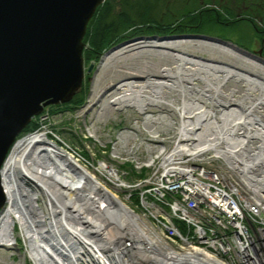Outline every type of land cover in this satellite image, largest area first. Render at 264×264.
<instances>
[{"label": "bare ground", "instance_id": "6f19581e", "mask_svg": "<svg viewBox=\"0 0 264 264\" xmlns=\"http://www.w3.org/2000/svg\"><path fill=\"white\" fill-rule=\"evenodd\" d=\"M149 107L165 112L158 119L170 121L168 115L175 114L177 127H188L194 149L229 151L238 159H247L246 151L264 154V66L230 45L200 38L136 40L104 57L85 115L94 110L96 122H103L114 110L143 114ZM223 113L234 115L235 122L223 124ZM88 134L97 138L96 123ZM150 134L157 137L154 129ZM17 140L1 171L6 206L0 213V248L15 246L16 224L32 264H73L72 257L83 264H221L203 252L152 245L116 198L109 196L115 200L109 208L110 202L105 206L86 190L85 180L99 183L44 132ZM96 167L102 171L101 164ZM261 169L264 173V161L256 159L254 193L264 190Z\"/></svg>", "mask_w": 264, "mask_h": 264}, {"label": "built area", "instance_id": "2783aa9c", "mask_svg": "<svg viewBox=\"0 0 264 264\" xmlns=\"http://www.w3.org/2000/svg\"><path fill=\"white\" fill-rule=\"evenodd\" d=\"M234 119L231 113L221 116L225 125ZM166 121L161 127L174 133L153 138V151L140 144L124 155L132 162L135 180L126 181L127 173L111 164L101 163V172L93 167L101 181L99 187L89 183L94 195L105 206L110 202L109 208L115 203L109 196L116 198L152 245L177 253L203 252L221 264H264V190L254 193L251 178L252 165L264 161V154L246 151L255 155L238 159L229 151L194 149L188 127ZM260 182L264 185L262 169ZM85 242L94 245V240ZM72 258L73 264H83Z\"/></svg>", "mask_w": 264, "mask_h": 264}, {"label": "rangeland", "instance_id": "374dc122", "mask_svg": "<svg viewBox=\"0 0 264 264\" xmlns=\"http://www.w3.org/2000/svg\"><path fill=\"white\" fill-rule=\"evenodd\" d=\"M160 1L162 4L169 2V0ZM198 2H201L198 5L206 3L210 8L215 7L214 10H217L221 15L220 19L224 22V27L206 29L207 31L205 30L204 33H196L187 27L185 31L170 34H128L100 55L89 53L88 45L84 42L86 44L83 51L85 75L82 87L77 93H80L77 101L45 107L42 114L34 117L17 137L18 140L32 133L44 132L49 141L56 143L58 147L66 151L77 165L85 170L87 176L94 181L101 182L99 181L100 176L95 175L93 168L101 163L114 165L119 168V171L122 170L127 173L125 176L126 181L135 180L137 175L134 174L132 162L125 160L124 155L136 152L140 144L144 150L148 151L150 148L153 151L154 148L150 144L155 143L154 139L151 138V129H154L158 139L169 138L174 130L162 128L161 125H168V122L165 118L158 119V115L165 112L161 113L151 107L146 109L147 112L143 114L130 108L119 111L114 110L110 117L103 122L100 120L96 122L93 109L85 115V106L92 95L93 82L98 75L104 57L117 51L123 45L136 40L200 38L230 45L251 61L264 66V0H198ZM171 12H173L172 8L167 12L170 15L167 17V21L180 14L177 11ZM198 53L203 54L202 51ZM235 96H239V94H235ZM147 116H153L157 119L147 118ZM168 116L171 123L178 125L175 114ZM92 123H96L97 138L90 137L88 134V128ZM167 144L169 145V142ZM85 185L87 190H90L94 195L92 184L85 182ZM38 196L41 197L38 206L42 207L43 196L41 194H38ZM19 232V227L15 224V246L8 249L0 248V264H32L29 258L25 257L26 246L19 236ZM49 236L47 237L50 238ZM73 255L76 256L74 253Z\"/></svg>", "mask_w": 264, "mask_h": 264}, {"label": "water", "instance_id": "95a60500", "mask_svg": "<svg viewBox=\"0 0 264 264\" xmlns=\"http://www.w3.org/2000/svg\"><path fill=\"white\" fill-rule=\"evenodd\" d=\"M104 1L0 0V213L11 147L45 107L69 103L81 89L83 40Z\"/></svg>", "mask_w": 264, "mask_h": 264}, {"label": "trees", "instance_id": "16d2710c", "mask_svg": "<svg viewBox=\"0 0 264 264\" xmlns=\"http://www.w3.org/2000/svg\"><path fill=\"white\" fill-rule=\"evenodd\" d=\"M198 4H201L198 0H169L164 4L160 0H105L90 20L84 42L89 53L100 55L128 34H170L185 31L187 27L204 33L224 27L215 7ZM170 8L180 14L167 21ZM79 94L71 102L77 101Z\"/></svg>", "mask_w": 264, "mask_h": 264}]
</instances>
